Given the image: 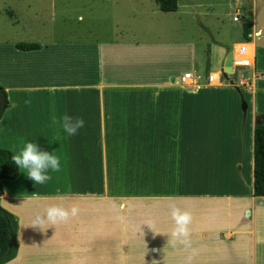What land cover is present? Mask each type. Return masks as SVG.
Wrapping results in <instances>:
<instances>
[{"label": "crops", "instance_id": "0c3cea01", "mask_svg": "<svg viewBox=\"0 0 264 264\" xmlns=\"http://www.w3.org/2000/svg\"><path fill=\"white\" fill-rule=\"evenodd\" d=\"M144 1L162 19L157 0ZM246 2L251 42L242 34L233 50L217 43L213 54L206 43L164 41L174 22L166 28L147 10L141 19L111 13V39H88L66 30L70 18L58 15L57 1L0 0V85L9 102L0 148L13 153L22 139L36 140L61 158L42 185L21 172L2 181L0 206L18 222V252L5 264H264V197L253 195V134L264 125V0ZM37 22L51 24L44 41L32 38ZM241 45L251 51L239 53ZM229 56L254 60L229 72ZM203 60L213 61L215 83H178L185 73L202 78ZM63 113L82 117L84 127L67 136L51 125ZM58 196L77 215L36 226ZM172 205L190 213L186 245L170 239Z\"/></svg>", "mask_w": 264, "mask_h": 264}, {"label": "rangeland", "instance_id": "374dc122", "mask_svg": "<svg viewBox=\"0 0 264 264\" xmlns=\"http://www.w3.org/2000/svg\"><path fill=\"white\" fill-rule=\"evenodd\" d=\"M57 1L56 11L59 16L70 18V22L66 28L67 31L78 32V35H85L88 37H102L107 36L111 39V13H116L115 16H118L120 13H129L132 19H141L144 15L141 12L145 13L154 20H162L168 27V23L174 22L175 25L167 32L164 38V41L170 39L175 41L178 39L180 43L183 42H192L194 41L197 45L202 46L204 43L208 44L209 50L211 52L217 53L221 48L217 47V43H223L229 47L230 50H233V45L235 42L242 41V28L245 23H251L250 16H247V13L250 12L249 6L246 0L240 1L239 7L235 0H179L178 10L169 14L170 18H167V14L160 12L159 15L161 18H158L156 15H152L154 7L150 2L146 3L144 0H54ZM27 0H21V3H18L19 7H24V4ZM155 3V0H154ZM39 5V3L37 4ZM63 12H60V11ZM123 10L122 12H119ZM195 11L199 13L201 18V23H199L195 17ZM236 12H239L241 18L239 22L233 20ZM49 16V14H48ZM83 16V22L78 21V17ZM90 18H94V26H91ZM61 18H59L60 21ZM172 21V22H171ZM107 22V23H106ZM170 24V25H171ZM46 27L43 28L42 25L37 22L35 30L31 32L32 38L39 41H44L49 33L48 29L51 24L45 23ZM62 23L56 24L55 28H52L53 31L57 33V30H60ZM103 25L109 26V28H103ZM81 26H84L81 27ZM81 27L80 29H77ZM92 27V28H87ZM166 30V29H165ZM48 32V34L46 33ZM61 32V31H60ZM63 32H65L63 30ZM91 33V35H90ZM56 35V34H54ZM50 36V35H49ZM57 36V35H56ZM60 37V36H59ZM48 38V36L46 37ZM247 50L251 51L250 46H245ZM199 53H202V49L199 48ZM203 55V54H201ZM236 57H238L236 55ZM234 57L228 59L225 64V70H231L234 65H246L249 66L253 63V60L236 62L233 60ZM204 64L202 65V79L200 83L206 80L210 67L213 64V61L209 62L206 66V60H203ZM223 70V73L226 71ZM229 72H232L229 71ZM217 76V75H215Z\"/></svg>", "mask_w": 264, "mask_h": 264}, {"label": "clouds", "instance_id": "9594fccd", "mask_svg": "<svg viewBox=\"0 0 264 264\" xmlns=\"http://www.w3.org/2000/svg\"><path fill=\"white\" fill-rule=\"evenodd\" d=\"M24 103L27 105L30 100L25 99ZM50 121L51 125L57 126L67 136L77 134L78 130L83 128L85 124L82 117L68 113H63L58 118L52 115ZM54 139L56 140V138ZM10 159L18 171L23 173L34 184L42 185L46 183L52 179V173L59 172L61 169V158L57 155L55 149L48 151L41 147L36 140L22 139L19 141ZM55 199H58L61 203L49 204L44 208L42 214H37L34 219L36 226L39 227V225L44 223L56 225L60 222H66L70 217L77 215L78 208L76 206H64L62 202L64 200L63 196H58ZM170 216L173 223V228L169 234L170 239L186 245L189 235L188 225L191 222L190 213L172 205L170 207ZM148 226L151 229V226Z\"/></svg>", "mask_w": 264, "mask_h": 264}, {"label": "trees", "instance_id": "16d2710c", "mask_svg": "<svg viewBox=\"0 0 264 264\" xmlns=\"http://www.w3.org/2000/svg\"><path fill=\"white\" fill-rule=\"evenodd\" d=\"M159 8L164 13L178 10V0H157ZM243 40L251 42L252 26L245 23L242 28ZM17 48L24 51L37 50L36 44H18ZM7 92L0 85V117L8 107ZM253 141V195L264 197V125L254 129ZM12 152L0 148V195L3 193L2 181L14 180L19 171L11 162ZM18 222L11 213L0 206V264H5L15 258L18 252L17 243Z\"/></svg>", "mask_w": 264, "mask_h": 264}, {"label": "built area", "instance_id": "2783aa9c", "mask_svg": "<svg viewBox=\"0 0 264 264\" xmlns=\"http://www.w3.org/2000/svg\"><path fill=\"white\" fill-rule=\"evenodd\" d=\"M239 18H241L239 12H236V15L234 16L233 20L236 21V22H239ZM241 49H240V52L239 53H243L245 52V49L243 46H246V45H241ZM253 60V58H252ZM234 66H246V65H234ZM201 76L199 75H196V74H193V73H185L184 75H182L180 78H179V81L178 83H180L181 85H185V86H197L198 84H200V81H201ZM207 81L209 83H215L217 80H216V77L213 76V75H208L207 76ZM240 84L242 86H245L246 83L244 81L240 82Z\"/></svg>", "mask_w": 264, "mask_h": 264}, {"label": "water", "instance_id": "95a60500", "mask_svg": "<svg viewBox=\"0 0 264 264\" xmlns=\"http://www.w3.org/2000/svg\"><path fill=\"white\" fill-rule=\"evenodd\" d=\"M229 58H231V60H232V56H229ZM229 58H228V59H229ZM230 69L232 70V68H230ZM231 70H229V71H231ZM227 71H228V70H227ZM227 71H226V72H227ZM258 124L260 125V121H258Z\"/></svg>", "mask_w": 264, "mask_h": 264}]
</instances>
